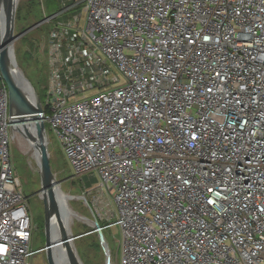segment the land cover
Returning a JSON list of instances; mask_svg holds the SVG:
<instances>
[{
	"label": "built area",
	"instance_id": "obj_1",
	"mask_svg": "<svg viewBox=\"0 0 264 264\" xmlns=\"http://www.w3.org/2000/svg\"><path fill=\"white\" fill-rule=\"evenodd\" d=\"M69 2L35 26L47 148L98 177L82 198L119 226L121 264H264V0ZM81 3L82 26L60 21ZM12 129L0 74V264H31Z\"/></svg>",
	"mask_w": 264,
	"mask_h": 264
},
{
	"label": "rangeland",
	"instance_id": "obj_2",
	"mask_svg": "<svg viewBox=\"0 0 264 264\" xmlns=\"http://www.w3.org/2000/svg\"><path fill=\"white\" fill-rule=\"evenodd\" d=\"M19 16L15 23L14 34L20 35L13 43L14 54L18 68L30 82L33 90L39 96L42 103H45L49 90V43L48 35L52 24L43 23L39 28H29L35 24L42 23L46 16H52L60 12L64 6L70 4L69 0H19ZM84 3H81L59 17L60 21H67L75 15H80L79 26H82L85 14L83 12ZM26 31V32H25ZM25 32V33H24ZM74 32H72L73 34ZM22 34V35H21ZM43 46H40V43ZM100 55V53H99ZM102 57V55H100ZM112 75L122 80V74L112 64L109 65ZM79 70L77 71V73ZM15 130L12 129L11 161L19 178L22 191L27 198L28 208L32 217L33 236L32 247L38 249L44 247V207L39 197L40 179L34 159L33 149L25 145L26 138L23 136L22 143L19 138L14 139ZM48 152L55 177L60 181V189L72 195L69 206L72 211L81 216L94 220L89 206L78 196L83 195V187L93 189L97 186L99 179L94 174H83L75 176L74 170L65 155L62 146L55 135L49 133ZM106 195V190H104ZM74 199V200H73ZM112 206L114 203L111 200ZM113 207L112 208L113 211ZM115 208V207H114ZM111 218L109 223H113ZM88 222V221H87ZM68 230L74 235L85 232L90 226L81 219L74 218L67 222ZM103 226L106 222L100 221ZM103 235L108 246L112 264H121L120 253V229L118 225L112 224L103 229ZM74 247L83 264H103L104 252L100 245L97 233L88 237L77 238ZM31 264H47L45 252H38L31 257Z\"/></svg>",
	"mask_w": 264,
	"mask_h": 264
},
{
	"label": "water",
	"instance_id": "obj_3",
	"mask_svg": "<svg viewBox=\"0 0 264 264\" xmlns=\"http://www.w3.org/2000/svg\"><path fill=\"white\" fill-rule=\"evenodd\" d=\"M18 1L19 0H0V9L4 13V30L3 33L0 34V74L8 89L10 124L13 129H15L16 125H20L21 128L19 126L17 127H19V131L27 139L33 149L34 159L39 173L40 189L38 194L44 207L45 243L43 249L47 264H57L53 251V247L57 245H62L64 247L67 264H83L74 247V241L90 232H95L98 235L100 245L104 252V264H112L102 228L96 220H89L82 216V218H84L83 220L85 221L86 219L85 222L91 227V231L78 235H74L71 230H66L60 220V209L55 194L56 187L60 188V181L56 179L52 170L47 149L46 133L43 122L44 110L37 94L35 101H32L27 96L22 83L25 82L30 86L31 84L21 70L19 69V71H17L16 68L17 62L14 57L13 43L20 36L14 34L15 14ZM38 24H35L26 31L31 30ZM78 198L83 199L82 196H78ZM52 219H56L59 223V241H54L51 237L50 226Z\"/></svg>",
	"mask_w": 264,
	"mask_h": 264
},
{
	"label": "bare ground",
	"instance_id": "obj_4",
	"mask_svg": "<svg viewBox=\"0 0 264 264\" xmlns=\"http://www.w3.org/2000/svg\"><path fill=\"white\" fill-rule=\"evenodd\" d=\"M3 30H4V13L0 9V34L3 33ZM14 57H15V54H14ZM16 68H17V71H19L18 65L16 66ZM22 84H23V87L25 89L27 96L32 101H35L36 100V92L33 90V88L30 85L26 84L25 82ZM17 126L20 127V125L19 124L16 125V127L14 129L15 130L14 139L17 140L19 138L20 142L22 143V141H24L22 139L23 134L19 131V129H18L19 127H17ZM25 145L27 146V149L25 148V151H27L28 148H31L30 143L27 141V139L25 140ZM55 192H56L55 194H56V198H57L59 209H60V216H61L60 220L63 223L66 230H68V223L67 222L73 220L74 218L81 219V220H83L84 218H82L81 215L74 213L72 211V209L70 208L69 201H70V198L72 197L71 195L65 194L59 187H56ZM85 221H86V219H85ZM50 229H51L52 239L54 241H59V223L56 219H52ZM53 251H54V257H55L57 264H67V261L65 258V249L62 245H57V246L53 247Z\"/></svg>",
	"mask_w": 264,
	"mask_h": 264
},
{
	"label": "trees",
	"instance_id": "obj_5",
	"mask_svg": "<svg viewBox=\"0 0 264 264\" xmlns=\"http://www.w3.org/2000/svg\"><path fill=\"white\" fill-rule=\"evenodd\" d=\"M20 4H21V2H19L18 3V5H17V9H16V14H15V22L17 21V20H19L21 17L19 16V10H20ZM16 24V23H15ZM43 25V24H42ZM42 25H40L39 27H41ZM39 27H37V28H39ZM14 50V49H13ZM83 191H84V187H83ZM99 222V224H100V221H98ZM101 226H103L102 224H100ZM89 231H91V227H89L87 230H85V232H89ZM103 231V230H102ZM85 232H83V233H85ZM93 233H95V232H90V233H87V234H85V235H83V236H81V237H79V238H83V237H88V236H90V235H92ZM81 234V233H80ZM78 235V234H77ZM43 247H39L38 249H42ZM38 249H35V250H38ZM44 252V251H43ZM104 264V263H103Z\"/></svg>",
	"mask_w": 264,
	"mask_h": 264
}]
</instances>
